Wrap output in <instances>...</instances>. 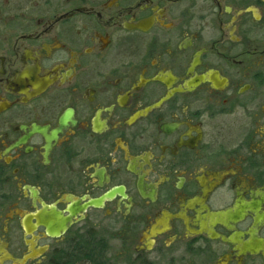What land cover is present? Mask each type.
<instances>
[{
  "label": "flooded vegetation",
  "instance_id": "1",
  "mask_svg": "<svg viewBox=\"0 0 264 264\" xmlns=\"http://www.w3.org/2000/svg\"><path fill=\"white\" fill-rule=\"evenodd\" d=\"M0 264H264V0H0Z\"/></svg>",
  "mask_w": 264,
  "mask_h": 264
}]
</instances>
